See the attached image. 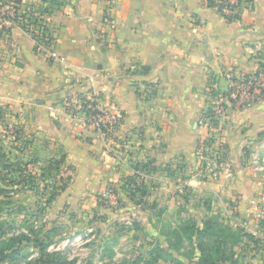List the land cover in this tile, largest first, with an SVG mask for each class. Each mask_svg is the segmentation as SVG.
I'll use <instances>...</instances> for the list:
<instances>
[{
	"label": "crops",
	"instance_id": "1",
	"mask_svg": "<svg viewBox=\"0 0 264 264\" xmlns=\"http://www.w3.org/2000/svg\"><path fill=\"white\" fill-rule=\"evenodd\" d=\"M56 1L0 0L49 10L55 57L37 50L19 25L0 36V133L16 130L10 149L37 171L55 162L71 167L50 206L79 213L98 205L108 184L140 176L172 209L191 193L190 202H211L233 211L247 232L261 231L264 94L244 108L226 106L212 132L224 149L215 179L200 175L197 150L210 134L202 114L228 77L264 65V0L234 20L203 0H110L112 26L105 0ZM92 97L118 119L106 139L72 112ZM111 139H121V157L105 151Z\"/></svg>",
	"mask_w": 264,
	"mask_h": 264
},
{
	"label": "rangeland",
	"instance_id": "2",
	"mask_svg": "<svg viewBox=\"0 0 264 264\" xmlns=\"http://www.w3.org/2000/svg\"><path fill=\"white\" fill-rule=\"evenodd\" d=\"M104 4H108L107 0ZM41 15L45 18L44 13ZM0 135V188L9 190L8 196L0 195V250L6 255L0 264H194L191 262L199 259L198 242L193 239L190 244L174 234L190 217L208 219L204 204L200 206L197 199L189 201L191 193L177 194L180 204L172 209L158 201L165 199L164 195L146 191L143 196L138 191L143 179L136 176L108 184L97 196L98 205L94 208L75 213L66 203L51 207L69 183L71 167L52 163L48 170L37 171L32 161L21 157L20 149H10V142L17 138L15 129L3 128ZM203 145L207 143L204 141ZM107 150L109 155L121 157V139H111ZM200 162L198 158L199 169ZM64 169L67 174L62 179L60 172ZM50 196L52 200L47 202ZM210 212L216 223L207 229L206 239L210 233L214 235L206 244V252L219 246L220 255H225V260H215L216 263L262 264L264 224L254 234L256 241L243 239L231 247L227 243L225 249L215 240L217 235H223L219 227L247 229L233 217V211L216 209L210 202ZM41 241L43 248L38 245Z\"/></svg>",
	"mask_w": 264,
	"mask_h": 264
},
{
	"label": "built area",
	"instance_id": "3",
	"mask_svg": "<svg viewBox=\"0 0 264 264\" xmlns=\"http://www.w3.org/2000/svg\"><path fill=\"white\" fill-rule=\"evenodd\" d=\"M107 2L105 21L109 26H112L115 21L110 16L111 2L110 0ZM226 2L236 4L237 0H226ZM223 10L228 12L227 9ZM45 22L44 16L38 11L23 10L15 4H0V36H4L13 26L19 25L31 36L37 50L44 52L49 57H55L51 50L53 34ZM262 94H264V65H259L253 71L240 76H229L226 89L214 95L209 105L212 110V118L219 122L225 115L227 105L244 108L254 103ZM72 109L73 114L79 113L81 120L92 126L104 139L110 136L118 125V119L101 108L93 97L79 100V103L72 106ZM203 122L210 134L201 139V148L197 150L198 158L201 161L199 172L201 176L215 179L224 157V149L222 146L215 145V138L212 134L215 131V126L209 125V118L205 117ZM207 138H212V142L205 146L203 141ZM105 151L108 153L107 149ZM62 169L60 168V170ZM66 174L67 170L64 169L63 172H60V177L63 179Z\"/></svg>",
	"mask_w": 264,
	"mask_h": 264
},
{
	"label": "trees",
	"instance_id": "4",
	"mask_svg": "<svg viewBox=\"0 0 264 264\" xmlns=\"http://www.w3.org/2000/svg\"><path fill=\"white\" fill-rule=\"evenodd\" d=\"M203 1L205 2L207 6L215 7L227 20H234V19L239 18L242 7L248 6V4L250 5L252 2V0H237L236 4H232V3L226 2V0H203ZM43 2L47 4L48 3L58 4V1L56 0H43ZM223 9H227L228 12H225ZM46 12H49L48 7L46 6L40 10L41 14L43 13L46 14ZM211 92L213 95L215 94L213 90ZM81 100H84V98H81ZM202 115L206 118L207 117L209 118V125L217 126V121L214 120V118H212V110L210 106L207 107V109L203 112ZM205 142L207 144L212 142V138H207ZM198 148H199V145H198ZM56 166H58L57 163H56ZM130 179H133V178H130ZM138 191L141 192L143 196H145L146 190H145L144 185L141 184ZM8 193H9V190L7 188H0V195L8 196ZM52 197L53 196H50L47 202H50L52 200ZM204 205L207 210L204 216H207L208 218L207 220L201 221V219L199 220L198 216L190 217L181 223L180 230L175 232L174 234H179L178 238H183L186 241H188L190 244L194 243L193 239H195L198 242V244L196 245L199 250V259L197 260V262H191V263L217 264L216 263L217 260H225V255L223 253L222 255H220L221 251L219 250V246H217L215 250H213V252H211V250L206 252L207 250L206 244L208 241H210V238H213V235H214L213 233H210L209 238L206 239L205 237L208 236L207 229L214 227V224L216 223V221H214L213 219H215L216 217H214L213 213L210 212V205L208 204V202H204ZM51 231L54 232V229ZM218 231L222 233L223 235L222 236L217 235L215 240L218 242V245L220 244L224 245L225 249L228 248V247L226 248L227 243L231 247V246H235L241 243L243 239H246L247 241H251V242L256 241L254 235L245 231L243 228H237L236 230L233 231V230H228V229L219 227ZM38 245L39 247L43 248L42 241L39 242ZM3 251L4 250H0V259L6 257V255L3 254ZM224 252H226V250ZM43 256H46V255L43 254ZM47 256L49 257V255ZM262 264H264V261L262 262Z\"/></svg>",
	"mask_w": 264,
	"mask_h": 264
}]
</instances>
